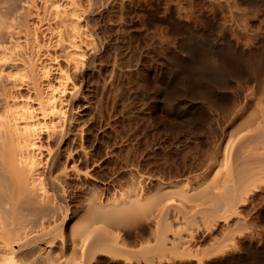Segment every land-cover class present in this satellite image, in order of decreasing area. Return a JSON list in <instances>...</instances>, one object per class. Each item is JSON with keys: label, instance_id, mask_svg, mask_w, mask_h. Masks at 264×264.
Wrapping results in <instances>:
<instances>
[{"label": "bare ground", "instance_id": "obj_1", "mask_svg": "<svg viewBox=\"0 0 264 264\" xmlns=\"http://www.w3.org/2000/svg\"><path fill=\"white\" fill-rule=\"evenodd\" d=\"M126 1L0 0V264H242L255 244L237 235L240 253L230 249L227 233L242 230L247 217L241 206L250 204L249 194L264 192V32L252 27L264 17V0H225L227 21L203 31L205 37L192 32L183 47L187 56L176 57L178 81L192 75L195 88L178 85L172 94L209 102L205 119L194 111L192 122L237 126L233 141L222 131L213 146L204 166L208 182L190 191L167 182L153 195L121 191L120 198L104 201L92 173L97 161L85 143L91 105L85 89L89 72L102 64L104 17ZM236 29L241 35L231 34ZM198 216L226 221L228 232L212 238L210 249L202 248L205 236H195L196 222L189 223ZM233 216L239 218L234 225ZM258 218L264 224V208ZM189 224L196 227L192 233ZM133 239L139 248L130 246ZM262 242L253 250L260 260Z\"/></svg>", "mask_w": 264, "mask_h": 264}, {"label": "rangeland", "instance_id": "obj_2", "mask_svg": "<svg viewBox=\"0 0 264 264\" xmlns=\"http://www.w3.org/2000/svg\"><path fill=\"white\" fill-rule=\"evenodd\" d=\"M211 1L127 0L125 5H117L110 11V14L105 15L104 25L102 26V33L104 32L102 36L105 38L103 39V48H105L101 56L103 59H101L102 64L96 71L93 70L92 73L91 71L89 72L87 78L89 81L85 89L91 104L87 110L89 127H86L87 133L85 135L86 139L89 140H86L85 143H87V146L89 145L88 148L92 151L93 158L97 161L96 167L92 173L94 177L100 179L98 187L100 194L98 193V196L104 201L118 199L123 192L127 191L129 193L131 190L139 193L142 192V194L146 196L150 194L153 195L152 193L156 194L157 187L159 188L160 185L166 184L167 182H173V185H178L186 191H190L192 188V190H196L203 186L205 182H208L207 180L209 177L207 178V176H209V174L204 169V166L206 167L207 163L210 161V157L213 153V146L216 145L222 131H224V133L226 132L225 135H227V139L230 140V142L235 139V128L237 126L234 124H232V126L230 124V127L228 126L227 129L226 125L219 124L217 121L206 123V120H203L202 123L198 124L192 122L194 111L195 113L202 114L205 119V116L209 113L207 109L209 106L206 105H209L207 100L205 101V99L202 98V101H192L190 98L188 100V97L185 96H183V98H185L182 100L183 98H179L175 93L172 94V91H174L175 87L178 85L186 86L189 89L195 88V86H192L194 85L192 82L194 77H192V75H181V79L179 78L178 81L174 65L176 57L177 60H179L187 56L186 52L183 51V47L190 42V37L196 34L205 37L206 34L216 27L217 23H225L227 21L226 19L229 18L230 6L226 4L225 0ZM237 3H235L236 6L238 5L237 7L242 6L241 8H245L243 4ZM173 5H175V7ZM259 9H263V6ZM263 19L264 17L259 20V23L257 22L252 27H256L254 29L259 30L262 28L261 32H264ZM206 29L209 30L207 31ZM203 31L207 33L205 34ZM236 31L238 32L239 29H236ZM236 31H232L231 34H237L236 36L241 35L240 31V33H236ZM192 32L196 33L194 34ZM105 34L108 36L105 37ZM185 39L189 41H185ZM105 43L106 45H104ZM180 49L183 53H181ZM171 54L174 57H170ZM170 61L173 63L171 64ZM168 71L171 72V75ZM174 78L177 80H174ZM165 80L168 81L169 84ZM176 81L177 83L175 84ZM178 82L180 84H178ZM157 84L159 87L156 86ZM165 86L167 89L162 88ZM189 86H191V88ZM168 90H170L169 93ZM195 90L199 91V89ZM220 90H217V95L222 93V90L221 92ZM175 95L178 97L177 99ZM156 97H158V99ZM181 101L188 105L185 106ZM174 103L182 107L177 110L178 108L176 107L179 106H175ZM204 103L206 104L204 105ZM199 106H203L204 108H199ZM192 107L195 108L193 109ZM197 108L202 111L199 109L197 110ZM205 108L208 111H204ZM179 112L181 113V117L179 116ZM183 113L185 114L183 115ZM183 116L185 117L183 118ZM186 117L189 120L191 117V122L187 120L190 124L186 121ZM183 122L184 124L181 125ZM193 123L197 125L200 124L201 131H199L200 128L197 127V125H193ZM205 124L208 125L206 126ZM202 166L203 168L201 169ZM203 170L204 173L206 172V177L204 176ZM139 177L143 178L142 180L144 181L139 180L141 179ZM204 178L206 181L202 182L205 180ZM139 183H141L140 186ZM198 183L199 186L197 185ZM141 186H143L142 189L140 188ZM74 187H72L70 192L73 200H77L80 198L79 194L81 193L78 187ZM75 189L78 191L76 192ZM127 192H125V195ZM186 194L188 195V193ZM262 194L264 197L263 189L259 188L255 190L249 194V198H251L250 204L248 202L241 206V208L243 207L242 211L245 212L244 218H247L244 221V225L241 227V231L237 233L236 231H232L233 233L230 232L229 234L227 233V236L230 235V237L225 239H227L230 249L242 250V246L240 245L241 242L238 239L240 237L237 236L241 233L249 239L253 238L255 244H263V242L260 243V241H264V238H262V235L264 237V228L261 226H264V224L260 222V218H258L261 208H264V198ZM110 196L111 198H109ZM177 197V195L174 196V198ZM180 198L183 200L187 199L179 197V200ZM256 208L258 212L255 210ZM246 210H248V213ZM237 217L238 216H233L232 219L230 218V222H232L233 225L239 220ZM193 218L194 221L190 218L189 223L193 225L195 224L194 222H196L197 226H195L198 230L196 229L194 232L196 227H192V231L189 224L191 231L187 225L188 230H186V232H194L195 236L199 239L205 236L207 239L205 243L202 244L204 247L201 245L202 248L208 247L210 249L213 244H210V241H214L212 238L218 237L222 240V235H224L222 233H224V231L228 232L226 231V221L223 218L200 216H198V218ZM204 218H207V220ZM208 220V224L212 226L217 224L214 227L210 226V228L213 229H210L212 231L205 229L209 227L208 224H205ZM224 224L225 226H223ZM200 226L203 227L201 228ZM186 232L183 234L189 237L188 244L192 242L193 244H191L194 246L196 242H193L194 240L192 241L193 238H190V233L188 232V236ZM208 232L210 234H208ZM196 233H198L200 237ZM234 238L237 240L235 241ZM229 239L234 241L233 245L236 244V248L231 247L233 245H231L232 241L229 242ZM189 240L191 241L189 242ZM130 242H132L130 243L131 247H134V249L139 248L140 243L138 241L135 243L133 239L130 240ZM237 242L239 244H237ZM137 243L138 246L136 245ZM255 244H252L254 245L252 246L254 249L248 246L245 250V255L248 254L246 258L244 256L242 259V264H249V262L253 264L254 260L251 261V259L249 260L248 258L260 261L259 263L256 261L255 264H263L264 255H262L261 260L254 255L253 250H255ZM208 245H211V247ZM197 246L199 245H195L193 248L196 249ZM240 250H238V252L244 253V250ZM119 259H121L120 262H124L123 258Z\"/></svg>", "mask_w": 264, "mask_h": 264}]
</instances>
